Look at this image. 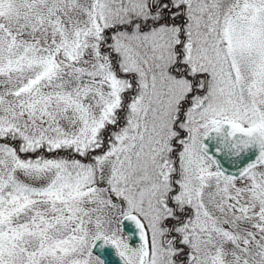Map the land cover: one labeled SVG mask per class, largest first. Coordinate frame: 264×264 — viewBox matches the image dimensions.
I'll return each instance as SVG.
<instances>
[{"label":"snow or ice","instance_id":"1","mask_svg":"<svg viewBox=\"0 0 264 264\" xmlns=\"http://www.w3.org/2000/svg\"><path fill=\"white\" fill-rule=\"evenodd\" d=\"M0 264H264V0H0Z\"/></svg>","mask_w":264,"mask_h":264}]
</instances>
